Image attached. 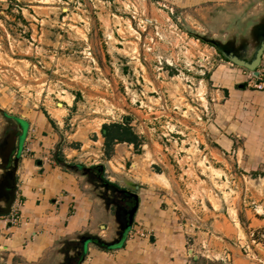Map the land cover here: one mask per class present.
<instances>
[{"label":"rangeland","instance_id":"rangeland-1","mask_svg":"<svg viewBox=\"0 0 264 264\" xmlns=\"http://www.w3.org/2000/svg\"><path fill=\"white\" fill-rule=\"evenodd\" d=\"M207 21L180 0H0V146L17 118L43 115L77 149L68 159L160 184L188 227L208 232L206 259L264 264V97L218 92L227 60L199 38ZM125 118L138 146L97 158L103 125Z\"/></svg>","mask_w":264,"mask_h":264},{"label":"crops","instance_id":"crops-1","mask_svg":"<svg viewBox=\"0 0 264 264\" xmlns=\"http://www.w3.org/2000/svg\"><path fill=\"white\" fill-rule=\"evenodd\" d=\"M260 1L180 0V3L181 8L194 9L209 19L206 23L210 28L205 34L211 39L221 42L243 40V43L253 44L254 26L264 17V13L257 12ZM220 24L222 26L217 32L222 33V36L227 35L225 39L216 36L217 32L212 29L213 26L218 28ZM226 63L219 65L212 79L215 81L214 86L220 87L218 92L227 93L228 97L242 93L264 97V90L250 91L243 88L242 72ZM262 66L264 54L259 67ZM238 86L239 89H235ZM20 125L22 129L19 138L14 134L20 130ZM16 126L10 129L13 134L11 139L14 138L15 143L14 150L3 156L6 149L0 146V165L9 162L18 144H21L14 204L19 206L22 223L9 228L1 227L0 264H78L80 256L82 259L79 264H204L203 260L206 264L221 263L215 259H206L205 250L202 249L211 254L213 251H209L210 246L204 248L206 245L200 238V233L204 232L188 227L183 215L162 193L160 184L145 183L140 175L131 174L129 169L119 173L111 171L105 176L107 171L100 165L102 159L88 164L81 159H68L66 151L72 153L77 149L64 146L59 141L58 126L43 115L37 113L29 120L19 117ZM33 126L36 128V137L32 139L30 135ZM221 141L226 149L233 145V141ZM111 152L108 157L105 155L103 139L96 156L109 159ZM44 153L53 159L44 161L43 157L47 156H43ZM55 155L75 166H63L56 161ZM99 166L101 172L95 170ZM3 174L0 167V181ZM98 176L131 195L135 193L137 208L133 222L120 244L101 249L92 241H87L80 249L79 238L82 235L114 240L123 219L120 208H125L124 203L118 201L116 191L105 189ZM135 187L138 189L134 190ZM122 197L120 200L126 199ZM131 229L143 231L145 236L129 237L128 231ZM204 234L207 237L208 232Z\"/></svg>","mask_w":264,"mask_h":264},{"label":"water","instance_id":"water-1","mask_svg":"<svg viewBox=\"0 0 264 264\" xmlns=\"http://www.w3.org/2000/svg\"><path fill=\"white\" fill-rule=\"evenodd\" d=\"M253 44H249L247 42L243 43V40L238 42V41H226V42H221L215 39H205L204 37H199L204 41L212 43L219 51V53L231 64H234L240 68H244L250 72H252L254 75L258 74V68L260 66L262 56L264 54V17L262 20L254 26L253 29ZM249 50V52H247ZM61 104V103H60ZM62 105V104H61ZM19 129H22L21 125L18 127ZM13 134L10 133L2 139V142H5L3 144L2 149H6V153H2L3 156L5 154H9L14 150V145L15 143L13 142V139H11V136ZM16 137H21V135H16ZM22 143V142H21ZM21 147V144H18V148L16 152L14 151V156L11 157L10 163L9 162H4L3 164L0 165L2 170L4 171L2 180L0 181V193L2 192L3 189L4 192H2L0 196V216L1 215H6L9 213L12 204L14 203L15 200V194H16V170L18 167V162H19V150ZM13 155V153H12ZM84 173V172H82ZM99 181L102 182L103 186L105 189L112 191H116L119 193H125L127 192L124 189H119L116 186H109L108 184L104 183V178L101 176H98ZM138 188L135 187L134 190H137ZM135 199L136 195L135 193L132 194ZM137 208V200L134 206L127 212V217L121 219L120 221V229L117 231V236L114 238V240L111 241H106L100 237L94 236V235H82L79 238V246L80 249L84 247V244L87 241H92L95 245L98 247H113L118 244H120L125 236L126 230L129 228V226L133 222V217L134 213Z\"/></svg>","mask_w":264,"mask_h":264},{"label":"trees","instance_id":"trees-1","mask_svg":"<svg viewBox=\"0 0 264 264\" xmlns=\"http://www.w3.org/2000/svg\"><path fill=\"white\" fill-rule=\"evenodd\" d=\"M205 42H207V41H205ZM207 43H210V42H207ZM210 44L213 45L212 43H210ZM245 85L246 84H243V88H245ZM102 129L104 131L102 133V136L104 139V153L107 157L109 156V153L112 151L113 145L115 142H126V143L132 144L134 146H138V144H139V140H138L139 137L135 133L133 128L129 125L127 118H125V121L122 123L113 122V123H109V124H104ZM56 159L59 163L64 162V160L59 156H57ZM81 168L84 169V167H81ZM104 181H105L104 183L108 184L109 186H111V185L116 186V185L106 181L105 179H104ZM126 193H128V192H126ZM99 248L108 249L110 247H107V248L99 247ZM81 259H82L81 256L77 259L78 264L81 261Z\"/></svg>","mask_w":264,"mask_h":264},{"label":"built area","instance_id":"built-area-1","mask_svg":"<svg viewBox=\"0 0 264 264\" xmlns=\"http://www.w3.org/2000/svg\"><path fill=\"white\" fill-rule=\"evenodd\" d=\"M252 73V72H251ZM253 74V73H252ZM254 75V74H253ZM256 79L258 80L257 83L253 85V87L257 90H264V77H262L261 72L258 71L257 75H254ZM30 137L32 138V132ZM44 161L48 160L47 156L43 157ZM19 206L15 205L14 203L11 206V209L8 214L1 215L0 216V229L1 227L9 228L11 226H17L22 223L21 215L19 211ZM129 237H133L135 235H139L141 237L145 236V233L143 231H138L136 229H131L128 231Z\"/></svg>","mask_w":264,"mask_h":264},{"label":"flooded vegetation","instance_id":"flooded-vegetation-1","mask_svg":"<svg viewBox=\"0 0 264 264\" xmlns=\"http://www.w3.org/2000/svg\"><path fill=\"white\" fill-rule=\"evenodd\" d=\"M264 1V0H263ZM16 135H21V129L20 130H18V132L16 133ZM56 155H55V159H56ZM56 161H57V159H56ZM58 162V161H57ZM59 163V162H58ZM60 164H62L63 166H75V165H71V164H68V163H66L65 161L64 162H62V163H60ZM96 171H98V172H101V167L99 166L97 169H95ZM4 190L5 189H3L2 190V192H4ZM2 192L0 193V196H1V194H2ZM116 194V198H118V201H120V203H124L123 205H124V207L125 208H120L121 209V211H120V213H121V216H122V218H125V217H127V212L134 206V204L136 203L135 202V200H134V196L133 195H131V194H129L128 193V196H127V194L126 193H119V192H117V193H115ZM122 196H125L126 197V199H122V200H120L121 198H123ZM132 199H133V201H132Z\"/></svg>","mask_w":264,"mask_h":264},{"label":"bare ground","instance_id":"bare-ground-1","mask_svg":"<svg viewBox=\"0 0 264 264\" xmlns=\"http://www.w3.org/2000/svg\"><path fill=\"white\" fill-rule=\"evenodd\" d=\"M157 177H161V178H162L163 176H162V175H159V176H157ZM158 180H159V179H158Z\"/></svg>","mask_w":264,"mask_h":264}]
</instances>
